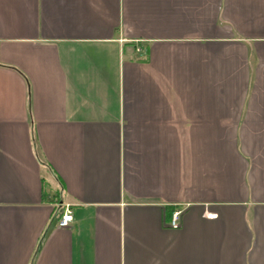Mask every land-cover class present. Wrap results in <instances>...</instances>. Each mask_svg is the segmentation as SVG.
<instances>
[{"label": "crops", "instance_id": "crops-1", "mask_svg": "<svg viewBox=\"0 0 264 264\" xmlns=\"http://www.w3.org/2000/svg\"><path fill=\"white\" fill-rule=\"evenodd\" d=\"M0 264H264V0H0Z\"/></svg>", "mask_w": 264, "mask_h": 264}, {"label": "built area", "instance_id": "built-area-1", "mask_svg": "<svg viewBox=\"0 0 264 264\" xmlns=\"http://www.w3.org/2000/svg\"><path fill=\"white\" fill-rule=\"evenodd\" d=\"M181 210H175L172 213L171 220L169 222V226L172 228H179L181 225ZM218 216L217 213L206 214L207 218H216ZM74 221V215L72 210L69 207H66V210L62 214V216L58 220V227L60 228H68L71 226Z\"/></svg>", "mask_w": 264, "mask_h": 264}]
</instances>
